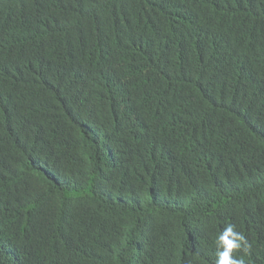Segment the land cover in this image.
I'll list each match as a JSON object with an SVG mask.
<instances>
[{"label": "trees", "instance_id": "obj_1", "mask_svg": "<svg viewBox=\"0 0 264 264\" xmlns=\"http://www.w3.org/2000/svg\"><path fill=\"white\" fill-rule=\"evenodd\" d=\"M264 264V0H0V264Z\"/></svg>", "mask_w": 264, "mask_h": 264}, {"label": "clouds", "instance_id": "obj_2", "mask_svg": "<svg viewBox=\"0 0 264 264\" xmlns=\"http://www.w3.org/2000/svg\"><path fill=\"white\" fill-rule=\"evenodd\" d=\"M217 259L215 264H244L243 259H237L233 253L239 250L248 251L244 235L235 230V225L228 224L216 238Z\"/></svg>", "mask_w": 264, "mask_h": 264}]
</instances>
